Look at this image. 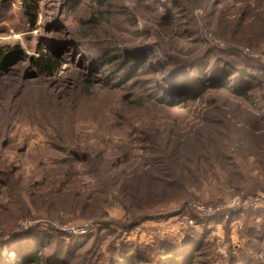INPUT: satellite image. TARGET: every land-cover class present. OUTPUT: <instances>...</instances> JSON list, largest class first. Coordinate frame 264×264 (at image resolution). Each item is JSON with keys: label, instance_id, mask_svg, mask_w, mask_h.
Wrapping results in <instances>:
<instances>
[{"label": "rangeland", "instance_id": "obj_1", "mask_svg": "<svg viewBox=\"0 0 264 264\" xmlns=\"http://www.w3.org/2000/svg\"><path fill=\"white\" fill-rule=\"evenodd\" d=\"M14 44L0 264H264V0H0Z\"/></svg>", "mask_w": 264, "mask_h": 264}, {"label": "trees", "instance_id": "obj_2", "mask_svg": "<svg viewBox=\"0 0 264 264\" xmlns=\"http://www.w3.org/2000/svg\"><path fill=\"white\" fill-rule=\"evenodd\" d=\"M26 58V54L19 44L14 45H0V74H7L11 69L16 67L19 63L23 62ZM35 64L42 70L56 72L60 69V64L52 56L47 54L43 50L38 51V57L35 59ZM226 88V86H223ZM242 95L246 101L249 99L245 94ZM189 98V97H188ZM39 249L38 253L35 252ZM43 247H33L30 246L27 249H19L18 257L10 264H59L58 260L46 256L43 252ZM54 259V260H53ZM187 264H190L193 260L192 258H186ZM175 263V260H171ZM175 261V262H174Z\"/></svg>", "mask_w": 264, "mask_h": 264}]
</instances>
